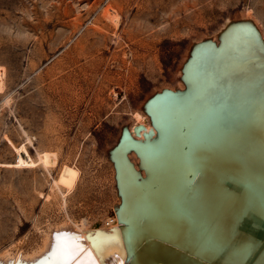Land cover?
<instances>
[{
	"label": "rangeland",
	"instance_id": "1",
	"mask_svg": "<svg viewBox=\"0 0 264 264\" xmlns=\"http://www.w3.org/2000/svg\"><path fill=\"white\" fill-rule=\"evenodd\" d=\"M249 14L264 35V0H0V263L108 226L122 131L181 86L194 42Z\"/></svg>",
	"mask_w": 264,
	"mask_h": 264
},
{
	"label": "bare ground",
	"instance_id": "2",
	"mask_svg": "<svg viewBox=\"0 0 264 264\" xmlns=\"http://www.w3.org/2000/svg\"><path fill=\"white\" fill-rule=\"evenodd\" d=\"M219 31L192 46L181 86L149 97L146 117L137 115L141 126L125 128L111 150L118 196L113 221L100 228L89 222L62 225L37 252L7 255L0 264L247 263L251 252L233 242L235 214L192 196L209 169L264 197V56L258 31L247 20L220 36ZM250 264H264V245Z\"/></svg>",
	"mask_w": 264,
	"mask_h": 264
},
{
	"label": "water",
	"instance_id": "3",
	"mask_svg": "<svg viewBox=\"0 0 264 264\" xmlns=\"http://www.w3.org/2000/svg\"><path fill=\"white\" fill-rule=\"evenodd\" d=\"M242 20H247L251 23L255 31H258L257 36H259L264 56V40L261 38L258 28L254 27L250 18H231L219 31L218 35L220 36V34H222L231 24ZM210 38L211 37L208 36L203 38L202 41L209 40ZM197 43L198 42H194L193 46ZM219 44L220 41L218 45ZM186 88L187 87L185 86L184 89ZM163 90H165V87ZM139 126L141 125L136 127ZM192 192L194 193V195H192L194 198L201 197L200 199L212 202L217 211L226 208L235 214L237 222L235 223L236 235L233 242L236 246L243 247L251 252V256L248 258L246 263L250 264L251 260L257 256L258 252L264 245V197L245 190L240 186L234 185L233 182L226 176L209 169L204 170L200 180L193 187ZM60 233L56 232L55 234L59 235ZM136 253L137 252L135 250L131 255L134 257ZM30 261H27V263H30Z\"/></svg>",
	"mask_w": 264,
	"mask_h": 264
}]
</instances>
